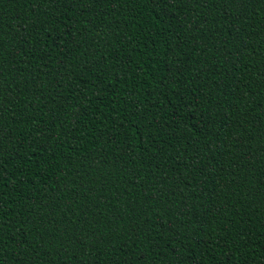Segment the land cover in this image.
<instances>
[{
    "label": "trees",
    "instance_id": "obj_1",
    "mask_svg": "<svg viewBox=\"0 0 264 264\" xmlns=\"http://www.w3.org/2000/svg\"><path fill=\"white\" fill-rule=\"evenodd\" d=\"M0 264H264V0H0Z\"/></svg>",
    "mask_w": 264,
    "mask_h": 264
}]
</instances>
